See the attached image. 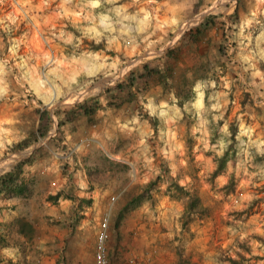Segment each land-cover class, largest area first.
Masks as SVG:
<instances>
[{"label":"crops","instance_id":"crops-1","mask_svg":"<svg viewBox=\"0 0 264 264\" xmlns=\"http://www.w3.org/2000/svg\"><path fill=\"white\" fill-rule=\"evenodd\" d=\"M93 2L91 9L82 13L84 16L75 19L91 22L84 21L81 28L84 36H65L61 39L60 59L64 60L60 67V61L58 67H45L47 80L44 82L40 79V68L30 69L31 94L40 105L39 111H48L50 121L46 134L25 148H29L27 154L20 157L12 155L9 165L2 170L10 169L22 157L33 156L23 176L30 189L29 194L26 197L1 198L2 215L4 218L22 215L34 221L37 235L30 242H26L24 237L19 238L22 248L27 245V253L25 251L21 255L30 264L63 263L60 253L63 245L66 247V261L70 259L71 264H81L84 260L86 264H93L95 235L87 241L84 233L89 227L95 228L96 233L98 221L106 210L110 213L107 251L111 261L134 256L150 259L151 264H168L165 257H156L154 254L157 248L148 231V211L144 204L129 211L117 228L113 226V217L130 193L140 191L153 179L162 161L157 158L158 145L157 148L150 146L149 140L150 135L158 137V124L153 128L133 109H141L142 114L147 112L157 118V114L152 113V107L162 106L163 109L166 104H171L175 114V109H180L177 97L163 92L159 82L150 80L146 91L136 92V101L120 109H98L93 115L79 112L71 119H65L64 113L76 109L75 104L83 100L98 98L101 103H105L107 97L103 93L104 87L113 85L129 70L136 73L142 71L145 63L161 68L166 60L164 51L168 47L180 45L182 36H200L197 43L180 46L173 67L176 69L173 70L174 81H180L179 75L183 69H188L190 76L203 74V78L193 86L196 97L197 86L208 85L218 80L219 75L226 88L236 87V107L224 117V122L227 124L232 116L236 117L238 138L242 136L253 142L251 153L245 159L249 163L255 158L258 169L262 170L264 0ZM214 5L216 9L209 10ZM205 21L207 25H204ZM223 37L229 39V44L226 42V55L219 56L218 66L214 59L217 58V47ZM69 40L76 43H70L72 41ZM81 40L85 42L82 44L84 47L70 48L73 44L77 46ZM90 42L100 47L91 48L88 45ZM144 80L146 78L143 77L138 81L143 83ZM189 102L194 104L193 100ZM55 108L61 110L59 116L53 113ZM8 114L0 115V122L4 123L1 129L6 132V137L20 131L15 130L13 124L8 127L7 122L17 121V118ZM59 119L62 123L58 126ZM7 143V146L11 145V142ZM10 153L15 154L17 151ZM94 172L101 176L93 178ZM256 182L264 184V179ZM134 186L141 187L132 191ZM56 194L54 199H49V196ZM112 195L115 197L110 201ZM257 197L259 202L264 201V190ZM261 209L264 207H260L258 215ZM89 223L92 225L88 226ZM47 232H52V236H48ZM225 240H221L219 246L225 247L229 237ZM196 245L194 251L210 253L218 248V245L211 249L203 247L202 243ZM179 250L186 260L185 264H205L204 259L209 256L196 252L201 255L199 258L186 248ZM176 256L177 252L170 259H173L170 264L176 263Z\"/></svg>","mask_w":264,"mask_h":264},{"label":"rangeland","instance_id":"rangeland-1","mask_svg":"<svg viewBox=\"0 0 264 264\" xmlns=\"http://www.w3.org/2000/svg\"><path fill=\"white\" fill-rule=\"evenodd\" d=\"M106 1L112 2L104 0ZM92 2L93 0H0V115L9 113L7 116L17 118V121L7 122V125L11 127L13 124L15 130H20L17 134L9 133L6 137V132L1 129L4 123L0 122V173L9 165L12 155L24 156L29 150L27 148L11 154L7 142L12 144V141L22 138L25 133L34 130L38 123L37 109L39 110L40 105L33 98L29 88L30 69L40 68V79L44 82L47 80L45 67L61 62L60 67L64 60L60 59L61 39L65 36H84L81 28L85 20L79 22L75 19L84 16L82 13L91 9L94 3ZM210 7L209 10L216 9L215 5ZM69 42L76 43L73 40ZM84 43L81 40L77 46L73 44L70 48L84 47ZM218 78L208 85L197 86L198 97L194 94L197 98H194L195 102L193 99L194 104L187 102L180 109H177L176 105L175 114L171 104H166L163 109L162 106L151 109L153 115L156 113L159 118H156V125L158 124L160 132L158 137H151L147 132L150 135V146L157 148L158 145L157 158L164 162L168 171L156 182L157 185L153 186L151 200L144 202V205L148 211V231L150 237L154 238L153 245L157 248L154 254L156 257H165L168 264L173 261L170 259L175 257L179 248H186L199 258L201 255H198V252L209 255L207 259L204 257L206 260L203 258L205 264H229L226 261L219 262V251H194L199 243L210 249L217 245L219 247V242L226 241L227 237L229 242L225 247L229 244L228 254L238 258L239 264H264V209L257 214L260 207H264V201L259 202L257 197L261 190H264V184L256 182L264 179V168L258 169L255 158L249 163L245 159L251 153L253 142L242 136L238 138L234 168L237 182L233 192L226 193L220 189L226 180L225 176L209 180L210 172L215 166L214 155L226 146L224 138L228 127V123L223 121L219 136L214 143H209V135L212 132L209 117L216 120L225 114H231L236 107L237 98L234 97H238L236 87L228 89L223 85L220 75ZM205 93L207 106L203 102ZM8 137L11 139L6 140ZM94 173L93 178L101 176L96 175L97 172ZM172 182H177L190 192L200 195L207 207V213L196 214L192 217L194 219L182 225V203L173 195V188L172 191L168 189ZM136 188L138 186H134L132 191ZM244 209L245 212L236 215V210ZM94 229L89 227L85 231L84 238L87 241L92 236L94 238ZM46 234L52 236L53 233ZM26 246L4 248L2 252L5 259L0 264H30L21 255L25 251L27 253ZM12 250H15L14 253ZM65 250L63 245L60 251L63 256L62 264H71L70 259H65ZM235 252H241L240 257H237ZM8 258L11 263L7 261ZM81 264L86 263L82 260Z\"/></svg>","mask_w":264,"mask_h":264},{"label":"trees","instance_id":"trees-1","mask_svg":"<svg viewBox=\"0 0 264 264\" xmlns=\"http://www.w3.org/2000/svg\"><path fill=\"white\" fill-rule=\"evenodd\" d=\"M207 21L204 22V25H207ZM191 31V28L188 32ZM197 32V30H195ZM200 39V36H182V41L180 45L175 47H168L164 51V56L166 57L165 63L161 68L148 66L147 63L142 65V71L135 72L129 70L123 78L114 82L111 86H106L103 88V93L106 95L107 99L105 103H101L98 98L83 100L75 104L76 109H71L68 112L64 113L65 119H71L77 113L83 112L84 114L93 115L99 109H120L124 107L125 104L133 103L136 101V92H144L149 88V81L156 80L159 82L163 92L172 93L177 97L178 106L182 107L185 101L189 102L194 99V90L193 86L199 79L201 80L202 75L200 73L191 74L188 73V69H183L184 71L180 72L179 78L180 81H174V66L178 54L180 53V46L182 44H195ZM226 37H223L221 42L217 47V58L214 59L216 64L219 66L220 57H224L227 51ZM91 48H99V44H94L90 42ZM220 56V57H219ZM176 70V69H175ZM174 70V71H175ZM176 75V72H175ZM146 78L139 83L140 78ZM235 88V87H234ZM204 105L207 106V96L206 93L203 97ZM134 113L139 117L146 120L153 128L156 127L157 120L152 117L147 112L141 113V109H133ZM38 123L35 130L29 131V133L21 140L14 142L8 148L9 152H16L25 149L30 143L35 142L40 136L45 135L48 130V121L50 117L48 116V111L46 109L38 110ZM60 109L55 108L53 113L57 116L60 115ZM227 114H225L226 116ZM220 117L216 120L209 117V127L211 134L209 135V143H214L216 138L219 136V130H222V125L224 117ZM62 123V120H58V126ZM227 133L225 136L226 146L221 149L219 153L214 155L215 166L210 172L209 180L213 181L219 176H225L226 180L221 185V190L226 193L233 192L235 190V185L237 182V177L235 176L236 167V152H237V120L235 116L228 121L227 124ZM33 159L32 155H27L18 159L15 164L8 170L0 174V199L3 197L11 196H22L26 197L30 189L24 181V173L27 170V167L30 165ZM160 168L158 173L153 177L152 180L148 181L140 191L132 192L128 198L123 202V204L116 210V213L113 217V226L117 228L120 221L124 216L131 210L139 207L151 200V189L155 183L160 180L161 176L168 171V168L163 161H160ZM229 165L231 167H229ZM173 195L182 203V220L181 224L186 225L189 220L194 218V215L205 214L207 213V207L203 204L202 197L196 193H192L189 190L185 189L182 185L177 182H172L169 186V190L172 191ZM49 196V199H54L55 196ZM244 210H236V215L239 213L245 212ZM234 212V211H233ZM37 235V228L34 221L30 218H26L22 215H13L11 217L4 218L2 215V207L0 206V263L5 259L3 256L4 248H11L14 246H21L20 237H24L26 241L30 242L32 238ZM230 247H221L219 246L216 249L219 251L217 254V259L219 262H228L229 264H239L238 258L230 256L229 250ZM226 253L221 254V253ZM237 257H240L241 252H235ZM11 263L10 258L8 260ZM185 258L182 256L181 251L177 250L176 263L175 264H185ZM58 264H62L61 262Z\"/></svg>","mask_w":264,"mask_h":264},{"label":"built area","instance_id":"built-area-1","mask_svg":"<svg viewBox=\"0 0 264 264\" xmlns=\"http://www.w3.org/2000/svg\"><path fill=\"white\" fill-rule=\"evenodd\" d=\"M226 41L229 44L228 38H226ZM113 199V196L110 197V201H112ZM109 220L110 213L109 210H106L102 213L98 221V226L95 233L93 264H151L150 259H138L134 256L119 259L116 261H111L109 259L107 251V240L109 237Z\"/></svg>","mask_w":264,"mask_h":264}]
</instances>
